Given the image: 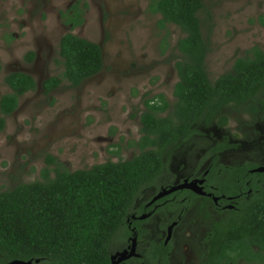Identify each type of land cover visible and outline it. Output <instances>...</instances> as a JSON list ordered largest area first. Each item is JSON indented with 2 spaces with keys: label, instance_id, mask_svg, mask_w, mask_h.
<instances>
[{
  "label": "rangeland",
  "instance_id": "374dc122",
  "mask_svg": "<svg viewBox=\"0 0 264 264\" xmlns=\"http://www.w3.org/2000/svg\"><path fill=\"white\" fill-rule=\"evenodd\" d=\"M149 1L0 0V98L11 92L5 84L10 73H28L39 83L61 74L59 44L64 34L97 43L104 54V70L97 77L77 88L64 82L50 94L35 89L4 117L0 193L43 181L46 172L53 178L56 170L75 172L139 154L144 101L162 94L170 106L175 103V63L182 58L176 48L182 32L172 24L161 28V16L148 11ZM203 1L202 33L209 44L206 71L214 82L231 70L236 58L254 47L264 50V0ZM76 9L82 23L73 28ZM29 53L38 59L30 62ZM222 114L228 119L226 127L200 123L185 144L167 149V169L179 163L194 166L200 155H211V146L225 138L234 143L264 141L263 114L241 107L226 108ZM222 155H230L225 158L230 164L238 163L249 151L242 147ZM253 156L258 159L254 162L264 158ZM145 192L147 196L153 190Z\"/></svg>",
  "mask_w": 264,
  "mask_h": 264
},
{
  "label": "trees",
  "instance_id": "16d2710c",
  "mask_svg": "<svg viewBox=\"0 0 264 264\" xmlns=\"http://www.w3.org/2000/svg\"><path fill=\"white\" fill-rule=\"evenodd\" d=\"M148 11L161 16V28L172 24L183 34L176 44L182 58L175 63V103L170 106L162 94L144 101L140 152L132 159L75 172L56 170L53 178L46 172L43 181L0 193V263L39 259L47 264H109L108 245L128 226L134 213L144 210L143 205L136 208V200L156 184L166 166L167 149L185 143L200 123L227 126L222 112L228 107L264 115V50L254 47L245 57L236 58L229 72L211 82L206 71L209 44L200 18L204 1L150 0ZM70 23L73 28L80 25V14ZM59 56L63 71L42 83L46 94L64 82L80 87L103 67L100 46L72 33L61 38ZM27 58L32 62L34 53ZM5 84L11 92L0 98V132L5 127L4 117L17 110L19 98L38 86L23 72L8 74ZM222 144L219 147L227 145L226 141ZM251 167L228 166V179L223 181L216 178V168L211 174L220 188L233 193ZM252 201L253 205L237 215L238 220L231 216L225 227L216 229L227 240L217 247V256L222 257L225 248H250V243L264 249V190L255 193Z\"/></svg>",
  "mask_w": 264,
  "mask_h": 264
},
{
  "label": "flooded vegetation",
  "instance_id": "af4514ba",
  "mask_svg": "<svg viewBox=\"0 0 264 264\" xmlns=\"http://www.w3.org/2000/svg\"><path fill=\"white\" fill-rule=\"evenodd\" d=\"M78 13L76 9V14ZM102 57V70L85 82L97 77L104 70L103 50ZM37 59L38 55L34 54L33 61ZM43 82H37V89ZM262 139L263 137L256 141L234 143L231 138H225L222 143L226 141V147H219L220 144L223 145L222 143L211 146L208 152L211 155H200L194 166L191 164L181 166L179 163L178 167L167 169L170 152L165 155L163 158L166 163L165 169L157 177L156 184L148 188L153 192L145 196V190L136 200V208L140 209L143 205L144 210L139 215L134 213L128 226L117 233L108 245L109 264H264V249L257 244L250 243V248L236 251L225 248L222 257L214 253L217 247L227 243L216 229L225 227L231 216L232 219L238 220L237 215L244 212L246 206L254 204L252 197H255V193L260 194L264 190V172H253L259 167H264V158L253 161L258 160L253 155H264ZM181 145L172 149H177ZM242 147L249 151V155L240 157L238 163L230 164L229 161H225L230 155L222 153ZM259 150L261 152H258ZM247 164L252 167L245 171L243 183L238 189L235 188L236 191L233 193L220 188L218 181L214 180L215 177L211 174V170L216 168V178L223 181L228 179L226 178L228 166L241 167ZM186 180L203 181L200 186L204 194L199 195L188 189L177 190L152 203L162 191L180 186ZM142 216L143 218H140ZM150 222H154L152 227L147 226ZM29 261L33 264H47L40 260ZM10 262L12 261L0 264Z\"/></svg>",
  "mask_w": 264,
  "mask_h": 264
},
{
  "label": "water",
  "instance_id": "95a60500",
  "mask_svg": "<svg viewBox=\"0 0 264 264\" xmlns=\"http://www.w3.org/2000/svg\"><path fill=\"white\" fill-rule=\"evenodd\" d=\"M253 172H255V173H263L264 172V167H259V168L255 169V170H253ZM202 183H203V181H191V182H189L188 180H186L184 182V184H182L180 186L174 187V188H172V189H170L168 191H166V190L162 191L158 196H156L153 199L152 203L155 202L156 200H158V199H160V198H162V197L174 192V191H177V190L188 189V190H191L194 193L199 194V195L204 194L203 193V188L200 186ZM140 218H143V216L140 217ZM37 262H39V260H37ZM7 264H33V262L32 261L14 260V261H12L10 263H7Z\"/></svg>",
  "mask_w": 264,
  "mask_h": 264
}]
</instances>
